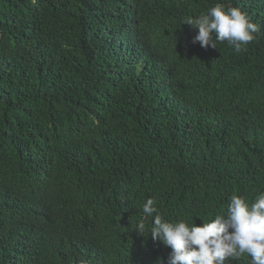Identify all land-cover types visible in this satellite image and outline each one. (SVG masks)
<instances>
[{"label":"trees","instance_id":"obj_1","mask_svg":"<svg viewBox=\"0 0 264 264\" xmlns=\"http://www.w3.org/2000/svg\"><path fill=\"white\" fill-rule=\"evenodd\" d=\"M217 2L246 51L193 43ZM260 192L264 0H0V264H167L148 198L199 225Z\"/></svg>","mask_w":264,"mask_h":264},{"label":"clouds","instance_id":"obj_2","mask_svg":"<svg viewBox=\"0 0 264 264\" xmlns=\"http://www.w3.org/2000/svg\"><path fill=\"white\" fill-rule=\"evenodd\" d=\"M183 23L198 29L193 43L218 48V42H227L237 54L246 51L261 32L260 22H253L241 8L222 2ZM142 211L152 217L148 234L171 249L167 264H228L244 255L251 257L250 264H264V192L251 203L233 194L226 213L222 210L207 221L200 217L203 222L199 225L183 218L165 219L154 198L146 200ZM133 230L143 235L146 224L141 220ZM156 264L165 262L158 258Z\"/></svg>","mask_w":264,"mask_h":264}]
</instances>
